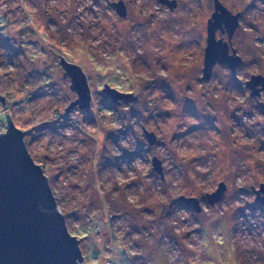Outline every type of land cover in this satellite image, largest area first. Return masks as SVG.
I'll list each match as a JSON object with an SVG mask.
<instances>
[{
    "label": "rangeland",
    "instance_id": "374dc122",
    "mask_svg": "<svg viewBox=\"0 0 264 264\" xmlns=\"http://www.w3.org/2000/svg\"><path fill=\"white\" fill-rule=\"evenodd\" d=\"M176 1L171 13L156 0H0V135L7 116L25 133L80 264H264V86L251 96L246 83L264 77V0H219L240 16L215 41L243 63L207 80L219 2ZM61 57L86 74L90 108L67 111L78 96ZM105 84L132 99L114 104Z\"/></svg>",
    "mask_w": 264,
    "mask_h": 264
},
{
    "label": "water",
    "instance_id": "95a60500",
    "mask_svg": "<svg viewBox=\"0 0 264 264\" xmlns=\"http://www.w3.org/2000/svg\"><path fill=\"white\" fill-rule=\"evenodd\" d=\"M161 1L174 9L175 1ZM114 6L120 17L127 16L124 2L120 1ZM229 14L223 10L221 15L209 21L204 80L209 79L217 63H226L233 73L243 63L235 52V56L228 55L227 44L215 41V31L221 23H229L232 17L234 25H237L238 15L233 17ZM61 65L64 77L70 78L71 90L76 91L78 96L67 111L74 107L82 110L90 108L92 93L83 69L65 58L61 59ZM259 83L264 86V77L252 76L247 86L251 88V85ZM103 91L114 104L132 99V94L120 93L108 84H105ZM255 95L256 91L251 96ZM0 101L5 105L1 95ZM262 107L264 109L263 104ZM146 135L152 146L156 142L155 135ZM152 163L154 172L163 178L161 162L155 157ZM225 189L222 183L217 191L207 194V200L214 205L221 199ZM255 193L256 201L264 204V185ZM180 201L196 212L202 210L196 198L182 197ZM65 217L42 168L35 163L27 149L25 133L10 122L7 130L0 135V264L82 263L85 258L79 246L80 239L69 233Z\"/></svg>",
    "mask_w": 264,
    "mask_h": 264
},
{
    "label": "flooded vegetation",
    "instance_id": "af4514ba",
    "mask_svg": "<svg viewBox=\"0 0 264 264\" xmlns=\"http://www.w3.org/2000/svg\"><path fill=\"white\" fill-rule=\"evenodd\" d=\"M157 2H158V4L159 5H161L163 8H166V9H168L171 13L172 12H174L176 9H177V7H178V2L176 1V0H169V1H175V7H174V9L172 10V9H170V6L168 5V4H166V3H163L161 0H156ZM219 2V3H218ZM214 3H218V6H217V11H218V14H222V11L223 10H226L227 12H228V14L230 13L233 17L235 16V15H238V20L237 21H239V16H240V12L238 11V12H236V14H233L232 13V11L230 10V9H228L227 7H225V6H223V4L219 1V0H214ZM216 4L214 5V9L216 10ZM220 4V5H219ZM214 10V11H215ZM214 13V12H213ZM212 13V14H213ZM207 15H209L208 13H206ZM229 14V15H230ZM221 28H219V31L224 35L225 34V30H224V28H222L223 26H222V23H221ZM219 40H222V42H229L230 41V38L227 40V41H225L223 38L222 39H219ZM231 43H232V41H231ZM231 43L229 44V46L231 45ZM206 45H207V43H206ZM251 79V78H250ZM248 81L249 80H247L246 81V83H248ZM251 88L252 89H254L255 91H256V93H258L260 96H262V85L261 84H258V85H256V84H253V85H251ZM262 104L264 105V103L262 102L261 103V107H262Z\"/></svg>",
    "mask_w": 264,
    "mask_h": 264
},
{
    "label": "trees",
    "instance_id": "16d2710c",
    "mask_svg": "<svg viewBox=\"0 0 264 264\" xmlns=\"http://www.w3.org/2000/svg\"><path fill=\"white\" fill-rule=\"evenodd\" d=\"M61 58H63V57H61ZM67 61H68V60H67ZM60 62H61V61H60ZM60 65H61V64H60ZM61 67H62V65H61ZM62 69H63V68H62ZM10 122H12V120H11L10 117H8V118H7V124L9 125ZM8 125H7V126H8ZM6 130H7V128H6ZM58 206L61 207V205H59V203H58Z\"/></svg>",
    "mask_w": 264,
    "mask_h": 264
},
{
    "label": "clouds",
    "instance_id": "9594fccd",
    "mask_svg": "<svg viewBox=\"0 0 264 264\" xmlns=\"http://www.w3.org/2000/svg\"><path fill=\"white\" fill-rule=\"evenodd\" d=\"M5 131H6V130H5ZM5 131H4V132H5Z\"/></svg>",
    "mask_w": 264,
    "mask_h": 264
}]
</instances>
